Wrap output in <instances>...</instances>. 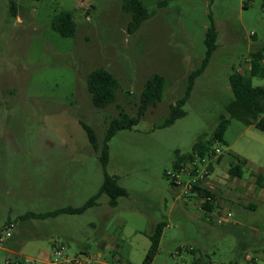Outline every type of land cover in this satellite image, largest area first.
<instances>
[{"label": "rangeland", "instance_id": "rangeland-1", "mask_svg": "<svg viewBox=\"0 0 264 264\" xmlns=\"http://www.w3.org/2000/svg\"><path fill=\"white\" fill-rule=\"evenodd\" d=\"M145 3L154 13L130 33L131 13L123 0H0V234L8 223L16 225L13 237L0 241V264H50L61 246L69 258L100 252L102 262L110 261L116 251L130 264H143L159 222L164 228L151 264H191L196 257L211 264H246L249 254L264 264V199L255 198L261 188L250 175L264 167L263 131L231 119L227 145L214 146L222 148L223 157L212 162L206 187L217 196L216 211L232 214L222 223L197 209V201L184 195L171 175L177 155L192 153L197 138L211 134L226 112L234 98L230 74H248L250 53L264 46V0ZM62 10L74 13L73 37L51 28ZM212 22L217 48L182 107L185 115L162 127L171 106L184 96L189 74L203 61ZM99 67L120 82L116 102L105 108L93 105L87 88V75ZM153 73L165 78L162 100L108 142L107 171L129 194L119 197L116 207L103 194L82 214L22 219L28 211L81 206L97 193L109 122L121 109L136 115ZM252 80L264 87V77ZM82 122L96 132L98 150ZM235 153L248 161L245 188L239 186L242 177L229 173ZM213 179L236 182L238 192L221 191ZM248 202L256 208L245 207Z\"/></svg>", "mask_w": 264, "mask_h": 264}, {"label": "trees", "instance_id": "trees-1", "mask_svg": "<svg viewBox=\"0 0 264 264\" xmlns=\"http://www.w3.org/2000/svg\"><path fill=\"white\" fill-rule=\"evenodd\" d=\"M170 0H158V6H165ZM11 9L14 12L16 4L11 1ZM123 9L131 13V20L128 24V31L133 33L137 31L142 24L152 17L154 11L151 10L145 3V0H123ZM51 28L64 37H73L77 33V25L74 18L73 11L62 10L55 14L51 20ZM218 32L214 22L207 28L205 33L206 53L201 65L194 69L188 77V86L182 98H180L175 105L171 106L169 117L162 123V127L172 125L178 118L185 115V110L182 108L191 95L196 78L204 73L207 68L213 52L217 48ZM250 71L246 75L238 70H234L230 74V85L234 94V98L226 106V112L221 114L219 122L213 132H203L197 140L193 143V152H198L201 156L211 155L215 145H227L224 138L225 133L230 125L231 119H237L245 125H254L256 128L264 132V87L253 84V77H264V46L250 53V58L247 60ZM165 85V78L157 73H153L147 79L145 87L140 95L139 104L136 115L132 116L125 110L121 109L117 116L109 122L104 145L101 152V163L103 166L104 180L96 194L90 197L81 206H65L48 212H32L28 211L21 215L22 219L37 218L45 219L48 217H55L60 214H82L90 207L98 204V199L103 195L109 196V204L112 207L118 205V199L121 196H127L128 190L118 183V176L110 174L107 171L109 162V145L108 142L112 137L123 129H132L137 125L142 117L146 114L150 106L156 105L162 100ZM119 79L109 70L99 67L93 69L87 75V88L91 94V100L95 107L105 108L116 102L117 91L119 89ZM84 129L88 135V139L95 150L99 149L96 132L87 123L82 122ZM192 153L178 154L174 162V167H178L180 163L186 160ZM223 157L219 156L218 161ZM217 161V162H218ZM247 164V160L240 156H236L235 164L229 168V173L241 177L243 174V167ZM213 172L214 166L210 165ZM257 186L264 188V167L256 173ZM174 184V183H173ZM192 200H203V207L207 211H214L219 208L216 194L207 188L195 186L192 195H189ZM247 208L254 209L256 205L247 203ZM164 225L159 222L154 232L149 235L151 245L146 254L143 264H151L155 253L158 251L160 239L162 236ZM195 253L193 248L190 249ZM15 264H25L17 261ZM191 264H211L203 257H196Z\"/></svg>", "mask_w": 264, "mask_h": 264}, {"label": "built area", "instance_id": "built-area-1", "mask_svg": "<svg viewBox=\"0 0 264 264\" xmlns=\"http://www.w3.org/2000/svg\"><path fill=\"white\" fill-rule=\"evenodd\" d=\"M223 154V150L220 146H216L213 148V152L211 155L201 156L197 151L191 154L186 160L179 164L178 168L175 167L176 171L174 172L173 183L175 186L183 185V194L184 195H192L193 188L195 186H200L202 188L206 187V180L212 174L210 169V165L213 161H217L220 155ZM181 174H186L191 177V179L187 182L181 181ZM211 190V189H209ZM197 206L203 211L204 214L209 218L213 216L218 223H222L226 217L231 216V212L221 214L219 211H207L203 207V200H196ZM15 224L10 222L6 225L5 230L0 234V241H3L5 237H11L13 231L15 230ZM64 246L57 248L54 251V257L50 260V264H58V263H67V264H130L126 260L122 259L117 253L113 254L112 259L110 261H101L103 256L102 253H97L96 255H92L90 253H78L77 255L69 258L64 255ZM248 264H259L258 258L256 256L247 255L246 257ZM10 263L11 261L8 259L6 261Z\"/></svg>", "mask_w": 264, "mask_h": 264}, {"label": "crops", "instance_id": "crops-1", "mask_svg": "<svg viewBox=\"0 0 264 264\" xmlns=\"http://www.w3.org/2000/svg\"><path fill=\"white\" fill-rule=\"evenodd\" d=\"M12 13L15 15V16H18V12H17V9H15L14 10V12L12 11ZM246 75H249V73L248 74H246ZM235 156H240L239 154H236L235 153ZM247 164H248V161H247ZM247 164L243 167V174H242V178H241V182H239L240 183V187L242 188H245V187H247L246 185H247V180H248V178H249V176L247 177V179H245L244 178V168L247 166ZM260 171V170H259ZM259 171H252V173L250 174L252 177H254V179L256 180V173H258ZM214 180V179H213ZM215 182H216V184H217V186L218 187H220V189H221V191H223V192H230V193H235L236 194V191H237V185L235 184V183H233L234 181H228V183H225L224 181L222 182V181H217V180H214ZM239 188V187H238ZM225 189V190H224ZM264 191V188H261V190H259L257 193H254V190H252L251 192L252 193H254L255 194V198L256 199H264V196H262L263 195V192ZM238 192V191H237ZM237 196H239V198L241 197V196H243L242 195V193L241 192H239V193H237ZM236 196V197H237ZM248 203H250V202H248ZM253 204H255V202L253 203ZM256 205V204H255ZM197 209H199V207H197ZM205 215L203 214L202 215V217H204ZM208 218V217H207ZM11 237H13V235L11 236ZM15 239L16 238H14L13 239V241L11 242V244H13V245H15L16 247L17 246H19V244H18V241H15ZM115 248V247H114ZM5 249H7V248H5ZM11 252H13V253H15V254H21V253H17L14 249L11 251ZM114 253H117L116 251H113ZM80 253H83V252H80ZM100 253V252H99ZM247 257V256H246ZM246 259V258H245ZM246 264H248V261H247V259H246Z\"/></svg>", "mask_w": 264, "mask_h": 264}]
</instances>
